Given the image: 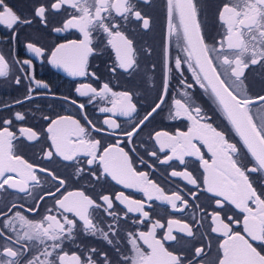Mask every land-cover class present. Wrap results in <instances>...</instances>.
<instances>
[{"label": "snow or ice", "instance_id": "1", "mask_svg": "<svg viewBox=\"0 0 264 264\" xmlns=\"http://www.w3.org/2000/svg\"><path fill=\"white\" fill-rule=\"evenodd\" d=\"M144 3H149V0H144ZM166 3L167 38L176 37L177 48L184 52V56L171 57L169 44L166 43L162 89L150 111L136 119L139 113L132 92L113 91L108 83H104L99 90L91 84H81L76 92L89 97V103L99 97L111 104V107L99 109L110 114L102 121L107 128L97 127L86 116L84 124L70 115L44 117L49 121L46 134L50 141L48 148L43 150L44 160L59 157L72 162L74 175L78 178L87 174L99 181L101 175L110 176L126 188L141 191L146 200L132 199L124 192L116 193L114 197L103 194L94 199L83 190L67 191L65 179L38 163L29 162L18 151L21 137L39 143L40 134L32 128H20L17 136L11 130L12 120L6 119L4 126L0 127V193L15 191L31 195L34 190L43 192L38 196V202L26 209L28 213L39 212V201L46 198L52 199L53 206L45 208L39 220L29 219L21 211L22 204L10 203L5 206L6 210L0 209V264H98V261L99 264H114L107 253H97L95 248L89 249L86 256L64 249L65 242L74 239L78 221L82 222L84 233H99L112 244L117 229L108 225L105 231L94 222V217L98 211H106L115 221L119 214L113 210L114 201L127 206L125 218L128 213H139L140 217L134 223L148 225L147 231L126 233V244L132 254L122 255L120 264H205L211 249L210 241L192 248L190 254L187 249L170 250V246H166L169 242L179 244L180 234H183L181 239H197L193 225L171 218L165 224L153 219L146 210L155 199L166 202L176 211H183L189 206V200L180 191L167 194L164 188L150 179L148 172L138 171L131 155L136 153L137 148L126 150L127 145L133 144L134 138L154 118V114L162 110L169 96L173 71L181 75L179 82L183 87V98L172 100L169 119L186 117L191 125L186 131L177 129L171 133L160 130L150 134L148 139L153 142L154 150L148 147L147 142L140 146L160 165L171 167L173 160L185 164V157H195L202 166L203 173L199 179L188 171L187 166L183 171L172 170L170 176L181 177L188 184L213 194L215 211L208 213L195 205L211 220L209 234L216 233L222 237L215 259H208L207 264H264V185L258 191L250 178L252 174L264 175V121L255 120L252 112L254 105L264 106V95L250 96L244 84L245 71L250 66L264 64V0H226L217 13L224 28L218 39L204 31L198 0H166ZM66 6L74 9V14H70L63 28L56 31L78 29L83 39L56 46L50 53L53 65L63 67L72 76H87L88 58L95 51L92 47L93 34L99 32L106 35L107 44L115 52L116 60L111 72L115 73L118 69L125 72L138 70L139 51L135 39L130 38L125 29L132 22H140L143 29H150L152 20L140 10L137 0H55L48 7L42 4L35 8L34 14L43 22L49 9L66 10ZM31 23L30 19L22 18L9 7L6 0H0V24L15 32L20 25ZM28 48L37 56L45 52L31 43ZM22 64L31 65V61L25 60ZM184 65L191 72L194 83H188L183 78ZM8 74V61L0 53V77ZM92 75L95 76L94 73ZM30 79L35 80V77ZM15 82L20 84L21 79L17 77ZM35 83L48 87L41 81ZM196 85L223 113L231 126L230 131H234L239 138V146L230 141L224 130H219L210 122L211 116L205 113L190 91ZM28 92H32L31 87ZM25 99H31V95ZM78 108L83 110L85 105L81 103ZM14 115L19 121L25 119L22 113ZM117 115L128 117L131 128L122 129L115 118ZM101 132H109L118 139L115 143H103L94 135ZM201 148L210 154L208 159ZM139 162L150 166L142 158ZM41 173L44 174L43 183ZM48 180L53 182L54 190L44 187ZM188 195L193 201L198 199L195 192ZM229 204L243 213L242 218L227 215ZM193 220L202 224V220L195 216ZM238 225L242 231L235 230ZM162 229L166 230L158 236V230ZM256 242H259L258 246ZM115 251L121 255L118 246ZM94 255L97 259H93Z\"/></svg>", "mask_w": 264, "mask_h": 264}, {"label": "flooded vegetation", "instance_id": "2", "mask_svg": "<svg viewBox=\"0 0 264 264\" xmlns=\"http://www.w3.org/2000/svg\"><path fill=\"white\" fill-rule=\"evenodd\" d=\"M55 0H6L9 7L20 15L22 18H27L32 21L30 25H20L19 28L13 30L0 24V53H3L9 64V74L6 77H0V127H3L4 120H12L11 130L19 136L20 128H32L40 134L41 140L37 142L26 141L21 137L18 142V151L21 155L28 159L29 162L38 163L41 167L47 168L57 175H60L67 181V191L83 190L87 195L94 199L99 195L109 194L114 197L116 193L124 192L125 195L130 196L135 200H146V197L141 191L133 188H126L124 185L112 180L110 176L101 175L99 181L90 175H83L76 177L74 175L75 169L72 162L63 161L59 157L53 160H44L43 150L47 149L50 141L47 140L46 129L49 121L44 117L55 118L58 115H70L79 119L82 124L85 123V116L91 120L97 127H105L102 121L110 114L99 111L101 107H111V104L104 99L97 97L91 103L88 102L89 97L80 96L76 89L81 84H91L97 90L102 88L104 83H108L113 91H129L134 94V102L137 104L139 115L136 119L142 118L154 103L157 102L162 89L164 78V51L166 43L169 44V53L171 57L176 55L184 56L183 51H179L176 45V37L173 36L170 40L167 38V3L166 0H149V3H144V0H137L138 7L146 15L151 17L150 29H143L140 22H132L125 31L130 38L135 39L136 47L139 51V68L135 72H125L118 69L115 73L111 72V68L115 65V52L107 44V37L103 33L93 34L92 47L95 49L92 55L88 58L87 76H72L63 67H57L50 61V53L60 44H67L72 40L83 39L82 33L78 29H67L64 31H56L62 29L64 22L69 18L70 14H74V9L66 6L65 9L59 11L51 10L46 13V20L41 21L35 16V8L40 5L48 7ZM226 0H198L201 9V24L206 34L210 37L219 38V35L224 31L222 24L219 22L217 13L220 6ZM35 44L45 50L44 54L37 56L29 48L28 44ZM30 60L31 65L22 64L23 61ZM183 78L188 83H194L191 72L187 71V65H184ZM95 74L93 76L92 74ZM34 76L35 80L30 79ZM21 79V83L15 82L16 78ZM244 84L247 86L248 94L250 96L264 95V64L250 66L245 71ZM181 75L177 71H173L169 81V96L166 99L162 110H158V114H154V118L150 119L147 126L139 133L138 137L134 138V143L129 144L126 150L131 147H136V153H131L134 163L138 171H145L149 173L150 179L154 180L167 194L173 191H180L185 199L189 200V206L183 211H176L170 207L166 202L153 200L150 207L146 210L150 212L153 219H159L166 224L168 219H180L193 225V231L197 235V239L192 238L181 239L183 234L178 235L179 244L169 242L171 248L187 249L190 254L194 247L203 246L206 241L211 242V249L207 260H214L217 255V246L222 237L216 233L209 234V226L211 224L210 218L205 217L204 213L198 211L195 205L207 210L208 213L215 211L213 194L206 193L201 188L190 185L181 177H171L172 170L183 171L187 166L188 171L192 172L198 179L203 173L202 166L195 157H185V164H181L179 160H173L171 167L169 165H160L155 158H151L145 154L144 145L147 142L148 147L153 149V142L150 141L149 135L155 131H167L174 133L177 129L186 131L191 125L187 118L178 120H171V105L174 98H183V87L180 84ZM35 81H41L48 87L37 86ZM29 87L32 92L29 93ZM195 100L205 110L208 116H211V123L219 130H224L231 142L237 143L239 146V138L234 131H230V124L227 122L223 113L218 109L215 102L208 96V94L200 89L198 85L190 90ZM31 95V99H25L26 96ZM23 101L16 103V101ZM72 101H76L75 104ZM84 104L83 110L78 108L79 104ZM22 113L25 116L23 121L15 118V113ZM254 119L257 121H264V106L254 105L252 108ZM122 129H130L131 122L128 117H115ZM96 135V138L101 139L103 143H115L118 137H113L109 132H101ZM123 146V140L121 139ZM205 152V158L208 159L210 154L206 149L201 148ZM163 154H161L162 156ZM148 162L145 166L141 164L140 159ZM93 170H96L93 168ZM98 175L100 173L98 172ZM42 183L44 182V174L41 173ZM254 181V186L259 191L261 185H264V175L252 174L250 177ZM47 189L54 190L53 182L48 180L44 184ZM63 191V189H62ZM195 192L198 199L192 200L189 193ZM43 195V192L34 190L31 195L26 193H18L15 191H8L0 193V209L6 210V205L10 203L22 204L21 209L29 219L39 220L45 208L52 207L53 201L51 198H46L45 201H39L40 211L28 213L26 209L33 207L38 202V196ZM59 195V194H58ZM227 215L240 219L243 216L238 209L233 205H228ZM118 213V217L114 221L112 216L107 215L106 211H98L94 217V222L99 227L107 231L108 225H113L116 229L115 239L112 244L99 233L96 235L86 234L81 230V223L78 221L77 231L75 237L71 241H66L64 249L68 252H77L82 256L89 254L88 250L95 248L97 253H107L114 264H120L122 255H131L130 246L126 244V233L137 230L147 231L146 224L134 223L140 217L139 213H128L127 218L124 213L127 206L114 201V209ZM109 210V211H113ZM224 215V213H222ZM202 220V224H196L193 220ZM71 218V216H70ZM2 219V218H0ZM166 229L158 230V236ZM237 231H242L241 226H236ZM176 234V233H174ZM206 234V235H201ZM111 236V234H110ZM2 243V241H0ZM259 245V242H256ZM121 249V255H117L116 247ZM146 247V246H145ZM93 259H97L94 255ZM103 256H100V260ZM99 264V261H98Z\"/></svg>", "mask_w": 264, "mask_h": 264}]
</instances>
